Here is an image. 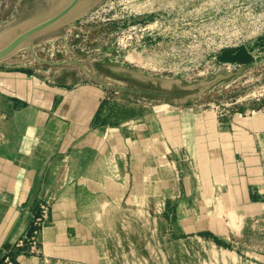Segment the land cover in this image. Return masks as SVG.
<instances>
[{
    "label": "rangeland",
    "instance_id": "obj_1",
    "mask_svg": "<svg viewBox=\"0 0 264 264\" xmlns=\"http://www.w3.org/2000/svg\"><path fill=\"white\" fill-rule=\"evenodd\" d=\"M66 1L0 0V34ZM140 10L136 0H97L79 19L38 36L34 54L22 48L0 62V72L76 95L89 86L100 102L84 112L83 97L70 102L74 110L64 106V95L31 94L37 108L47 109V121L61 120L60 147L47 145L44 159L27 163L30 173L9 176L10 188L8 180L0 184V201L17 199L0 206V214H13L0 222L7 229L0 264H264V128L255 127L264 119V61L180 75L143 68L137 54L116 45L138 24ZM135 72L183 86L226 78L188 98ZM6 87L0 83L1 101L21 98ZM153 114L172 121L173 141L157 139L144 119ZM101 126L104 136L83 143ZM105 157L114 172L109 184L87 187L85 176Z\"/></svg>",
    "mask_w": 264,
    "mask_h": 264
},
{
    "label": "built area",
    "instance_id": "obj_2",
    "mask_svg": "<svg viewBox=\"0 0 264 264\" xmlns=\"http://www.w3.org/2000/svg\"><path fill=\"white\" fill-rule=\"evenodd\" d=\"M141 1L151 8L137 13L138 24L123 30L116 45L137 54L143 68L173 75L224 65L231 71L240 63L223 64L221 55L241 49L264 61V0Z\"/></svg>",
    "mask_w": 264,
    "mask_h": 264
},
{
    "label": "crops",
    "instance_id": "obj_3",
    "mask_svg": "<svg viewBox=\"0 0 264 264\" xmlns=\"http://www.w3.org/2000/svg\"><path fill=\"white\" fill-rule=\"evenodd\" d=\"M0 83L1 85L9 86V88L6 87L8 89L5 90H10V94L21 96V98L8 96L4 101H1L0 99V114L6 112V115L9 116V119L5 121L0 120V134L3 136L6 135L5 138L2 136L4 138L3 140L0 139V184L4 181L6 183L8 180L5 184L8 189L11 187L9 176L30 173V166L27 167V163L31 159H44L47 152V145H52L57 149L60 147L61 120L54 115L53 119L51 118L47 121V113L45 112L47 109H45V106L44 108L43 106H38L37 108V99L31 94L39 93V95H44V91L46 90L52 96L64 95V106H69L71 108L75 107L74 110H76L77 107L70 102L75 99L76 96L83 97L87 100V103L84 105V112L86 108H91V106H95L96 108L100 102H95L93 96L94 91L89 86H82L76 95L74 94L75 91L73 92L59 87L48 86L44 81H41L36 77L30 79L28 75L23 73L0 72ZM24 99L29 102V106L26 107V104L23 102ZM95 108H93L89 117L86 119L87 123L92 122L94 119L96 115L94 113ZM158 108L159 106L155 105L153 107V112L157 111ZM257 116L258 114H255L253 118H256ZM144 119L149 128L153 130L155 135H157V139L164 135L170 136L173 141L175 135L174 129L169 128L172 121L169 122V120L159 118L157 114L145 117ZM244 121L250 122L249 119H245ZM255 127L264 128V119L257 121ZM104 130L105 127L103 126L96 128L88 135L83 143L91 142L94 137L100 138L104 136ZM260 138L261 141H264V133ZM105 158H107L106 163H101V166H98L95 169L92 168L86 175L87 177L85 176V183H82L87 185V187H92L96 184H109L110 174L114 172L108 164V159L110 157ZM54 173L55 170L52 172V175H54ZM5 185H2L1 188L4 189ZM5 198L4 201H0V206H14L16 204L17 199L15 197L8 198L6 196ZM11 212L10 210H7L5 215L0 214V222L13 221V214ZM1 226L2 225H0V237L5 233V230L7 233V229L4 226Z\"/></svg>",
    "mask_w": 264,
    "mask_h": 264
},
{
    "label": "water",
    "instance_id": "obj_4",
    "mask_svg": "<svg viewBox=\"0 0 264 264\" xmlns=\"http://www.w3.org/2000/svg\"><path fill=\"white\" fill-rule=\"evenodd\" d=\"M96 2L97 0H67L66 2L62 3L56 11L41 19L38 18L25 21L5 30L0 34V36L4 37L2 43L0 44V62L10 58L22 48H29L34 54V42L38 36L79 19L84 14H86V12H88L96 4ZM37 60L41 61L39 58H37ZM119 70L124 71L125 69L121 68ZM133 74L137 77L143 78L148 82H153L155 85H159L161 88L166 90H170L172 87L177 86L181 90L187 91L189 93L188 98L199 97L222 79L226 78L220 76L212 81L203 82L198 85L183 86L182 81L180 80H159L156 78L145 77L138 72ZM92 80L95 83H99L94 78H92ZM160 96L166 97L165 95ZM183 102H185V100H175V103L177 104H182Z\"/></svg>",
    "mask_w": 264,
    "mask_h": 264
},
{
    "label": "trees",
    "instance_id": "obj_5",
    "mask_svg": "<svg viewBox=\"0 0 264 264\" xmlns=\"http://www.w3.org/2000/svg\"><path fill=\"white\" fill-rule=\"evenodd\" d=\"M220 60L231 63L247 64L249 61H252V58L245 50L241 49L238 51H226L222 54Z\"/></svg>",
    "mask_w": 264,
    "mask_h": 264
},
{
    "label": "bare ground",
    "instance_id": "obj_6",
    "mask_svg": "<svg viewBox=\"0 0 264 264\" xmlns=\"http://www.w3.org/2000/svg\"><path fill=\"white\" fill-rule=\"evenodd\" d=\"M136 2L138 3V5L143 6V9H146V10H147V8H148V9L151 8L149 3L146 4V5H144V2L141 1V0H136ZM145 3H146V1H145Z\"/></svg>",
    "mask_w": 264,
    "mask_h": 264
}]
</instances>
